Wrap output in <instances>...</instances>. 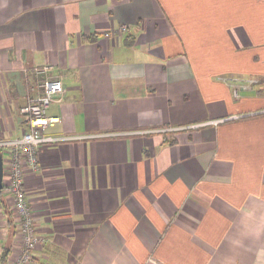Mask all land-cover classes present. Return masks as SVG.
Listing matches in <instances>:
<instances>
[{"label": "crops", "instance_id": "1", "mask_svg": "<svg viewBox=\"0 0 264 264\" xmlns=\"http://www.w3.org/2000/svg\"><path fill=\"white\" fill-rule=\"evenodd\" d=\"M48 79L30 264H264V0H0V139Z\"/></svg>", "mask_w": 264, "mask_h": 264}, {"label": "built area", "instance_id": "2", "mask_svg": "<svg viewBox=\"0 0 264 264\" xmlns=\"http://www.w3.org/2000/svg\"><path fill=\"white\" fill-rule=\"evenodd\" d=\"M121 33L127 28H120ZM44 68L42 72H46ZM41 94L31 97L26 105L20 109L28 130L19 139H0V153L7 158L5 170L7 178L2 182L0 194L9 199V209L14 214L17 230L21 239V247L11 264H30L33 252L44 243L34 228L32 210L26 197L24 188L23 167L29 166L33 171L38 169L39 147L54 139L44 137L43 131L48 126L58 122V118L48 116L47 109L57 95L63 93L61 81L55 79L45 80L41 85ZM218 121L210 122L216 125ZM2 209L0 208V217Z\"/></svg>", "mask_w": 264, "mask_h": 264}, {"label": "water", "instance_id": "3", "mask_svg": "<svg viewBox=\"0 0 264 264\" xmlns=\"http://www.w3.org/2000/svg\"><path fill=\"white\" fill-rule=\"evenodd\" d=\"M2 179H3V164H2V155H0V191L2 189Z\"/></svg>", "mask_w": 264, "mask_h": 264}, {"label": "rangeland", "instance_id": "4", "mask_svg": "<svg viewBox=\"0 0 264 264\" xmlns=\"http://www.w3.org/2000/svg\"><path fill=\"white\" fill-rule=\"evenodd\" d=\"M5 173H6V171H5ZM5 184V181H4V179H3V185Z\"/></svg>", "mask_w": 264, "mask_h": 264}]
</instances>
